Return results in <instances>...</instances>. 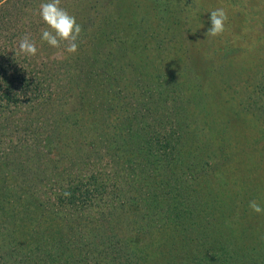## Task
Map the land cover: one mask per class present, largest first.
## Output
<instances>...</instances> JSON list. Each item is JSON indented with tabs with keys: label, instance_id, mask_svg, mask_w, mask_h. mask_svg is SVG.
Returning <instances> with one entry per match:
<instances>
[{
	"label": "rangeland",
	"instance_id": "374dc122",
	"mask_svg": "<svg viewBox=\"0 0 264 264\" xmlns=\"http://www.w3.org/2000/svg\"><path fill=\"white\" fill-rule=\"evenodd\" d=\"M43 2L46 0L0 3L2 52L6 47V53L15 51L14 56L29 61L28 56L16 53L25 34L32 37L39 25L48 27L38 15ZM61 6L82 26L81 37L95 43L94 50L91 46L82 50L79 57L86 59L75 65L76 71H86L85 80L95 87L91 103L83 106L94 108L93 118L99 116L94 136L85 130L89 128L81 129L84 121L65 134L56 119H51L49 112L67 107L66 100L44 111L42 106L35 108L39 102L31 95L30 103L20 105L23 115L0 122V158L5 163L0 169L7 172L6 186L0 183V196L3 188H12L9 194L17 199L13 194L18 196L31 187L22 200L36 201L44 190H64L73 182H83V173L73 160L83 158L85 151L93 156L90 150L97 142L102 151L108 139L116 146L108 171L112 180L104 181L110 184L108 194L96 203L103 209L113 206L101 222H109L105 224L109 225L107 235L117 247L129 251L144 240V251L156 246L151 264H163L169 253L164 237L181 227L163 228L169 221L166 211H172L173 203L181 206L184 200L196 208L200 218H193L195 214L188 221L194 222L195 234L204 232L202 218L203 223L215 222L225 227L227 237L238 239L244 264H264L252 250L264 241V214L248 207L253 199L264 205V0H61ZM218 7L227 12L225 31L207 37L210 11ZM13 10L16 15L12 18ZM5 30L9 31L7 39ZM42 44L36 43L39 69L44 68L47 52L53 57L58 51ZM106 85L117 86L116 97L111 99L116 109L107 106ZM137 103L142 112L135 115ZM12 111L17 114V109ZM26 111L29 116L23 123ZM155 114L161 118L156 128L151 124ZM145 140L155 148L140 166L128 153ZM55 144L63 148L51 156L47 149ZM119 197L135 204L137 213L128 209V203L121 205ZM58 200L57 194L40 201H48V209L63 216L66 209L55 210ZM123 206L124 211L116 210ZM11 207H15L14 200ZM174 211L173 216L178 212ZM76 212L83 216L82 211ZM9 213H13L11 217H0V264H50L47 243H39V230L35 234V224L27 222L32 219L23 218L18 209ZM85 221L83 217L81 222ZM72 226L66 230L59 224L64 232L51 245L59 246L64 235L87 238L82 230L96 233L94 225ZM197 252L195 247L192 253Z\"/></svg>",
	"mask_w": 264,
	"mask_h": 264
},
{
	"label": "trees",
	"instance_id": "16d2710c",
	"mask_svg": "<svg viewBox=\"0 0 264 264\" xmlns=\"http://www.w3.org/2000/svg\"><path fill=\"white\" fill-rule=\"evenodd\" d=\"M2 1L4 0H0V3ZM15 15L16 12L13 10L12 18ZM7 21L9 24H11L10 19ZM39 26L40 27H37V33H35L34 36L32 35L31 38L35 40L37 44L42 42V45L45 46V48H49L47 47V42H43L41 37V29L45 26ZM4 32L6 33L7 39V34H9V31L5 30ZM89 39L80 37L78 41V52L74 55L65 53L64 56L58 59H53L51 51L47 52L43 59V69H39L38 66L36 67L37 63L40 66V61L36 58V56L29 57L28 60L30 62L24 59L21 60L17 56H14L15 51L12 52L11 55L5 52L6 47H3L4 52H2L1 47L0 122H8L13 118L23 115L24 113L20 111L22 110L20 105L30 103L29 98L31 99V95H34L32 100L39 102L35 108L42 106L45 109L44 111H47L49 107H54L56 102L59 100H66L65 106L67 107H63L57 111L52 110L49 112L51 119L53 118V121L56 119V122L60 125L61 129L64 128L63 133L66 132L65 134H68L69 131H71V127L78 129L80 122L84 121L86 124L83 125L81 129L84 127L89 128L85 130H88V132L90 131L91 136H94L92 134V130L95 127V119L98 120L99 116L93 118L94 108L91 110H86L83 108V106H88L91 103L90 97H93L91 95H95V87L92 85V83L87 82V79L85 80L86 71L80 73V66V72L76 71L75 66L78 65L77 63L83 62L81 59H86H84V57L80 59L79 57V55L82 54V50L84 51L86 46H91L92 48L90 50H94L95 43L93 40ZM67 65H69V71H65ZM63 66H66V68H62ZM79 81L83 82L85 85H80ZM105 88L107 89V91H104L106 94L105 97L108 100L107 106L112 105L111 108L116 109V107L113 105V100L111 99L112 97H114V99L116 97L117 86L106 85ZM140 105V103H137L136 108L138 107V111L135 112V115L142 112ZM31 108L32 107H29L28 109ZM12 109H17V114H15ZM28 112L29 111H26L25 113L26 118L23 120V123H25L24 121L26 119L28 120ZM105 119L108 120L107 117H105ZM91 120L93 123H91ZM107 120H105L104 123H106ZM139 122L141 124L142 121ZM143 123L145 122L143 121ZM159 123H161V118H158V114H155L151 124L154 128H156ZM89 124L91 125L89 126ZM20 126L21 125H19L18 129ZM141 130L142 128L140 127V131ZM87 139L88 138L84 140L87 141ZM93 146L94 148L90 150L92 151L93 156L87 155L85 151L82 153L84 156L83 158L80 156V159L77 158L75 159L76 161L73 160L72 162H76L73 165H76L80 172L83 173V182H73L70 187L66 189L64 188V190L63 188L61 189L59 187V189H57L55 186H53L55 189H52V191L44 190L43 193L40 194L42 196L40 200L43 199V196H53L58 194L59 200L56 204L58 207H56L55 210H61L62 212L64 209H66L65 215H59L60 211L59 214H56V212L54 213L52 210L50 211L48 209V201H40L38 199L36 201L22 200V198L27 197L28 190L31 189L30 187L22 191V193H20L18 196L13 194V197L17 199H12L11 194H9L12 188H5L7 189L6 191H3V188L2 196H0V217L5 216V214L6 216L11 217L13 213L9 212L18 209L23 212V218L32 219L27 222L35 224V234L39 230V233L37 234L39 235V243H47V261L50 264H126V262L128 264L153 263L156 257V246H151L149 249H147V251H144L143 244L145 242L144 240H141L135 246L129 247V251H126L121 249V244L120 247H117L116 243H113V241L108 238L106 228H109V225L105 224H109V222L105 221V223H103L101 221L105 214L106 216L110 215L111 211H113V206L110 205L109 208L103 209L104 207L96 203V201L100 197L108 194L107 189L108 185L110 184L105 183L104 181H106L107 178L112 180V178L109 177L110 174L108 171L110 162H112L115 157L113 152L116 150V146L113 144V142H109L108 139H106L104 147H102V151L99 150L100 147L98 142L94 143ZM59 148L63 147L55 144V147H49L47 150L49 151L50 155L52 154L51 156H56L60 153ZM154 148L155 147H153V145H148L147 141L145 140L144 144L143 142L141 144H136L134 149H132L128 155H131L136 164L141 166V164H145L144 160H146L148 155H153ZM87 150H89V148ZM2 160L3 158H0V164H3ZM122 160L123 158L120 157V162ZM124 160H126V158ZM3 166H5V163ZM0 174L3 176L2 177L0 175V183H3L5 187L7 172L0 169ZM59 182L60 181L58 180V183ZM59 192H61V194ZM65 192H69L71 195L65 196ZM118 199V202H121V205L128 203L125 202L126 200H124V197H119ZM12 200H14L15 203V207L13 208L11 207ZM193 205L195 206V204ZM133 207H135V204L129 202L128 209L136 214L137 210H134ZM171 207L172 211H166V213L169 214V221L163 225L165 226L163 228L171 229V226L181 227L180 230L176 227L177 229L170 231L164 237L167 239L163 240L164 246L171 255L169 253L166 255V257L163 259V262L165 260L166 261L163 264H176L177 260H181L179 262L180 264H244L242 257L239 255L240 244L236 243L238 239L232 240L227 237L225 235V227H219V225L215 224V222H209L208 220L207 223H203L202 218L200 226H205V229L201 236H199L192 231L194 222L188 223L190 217L192 218V215L196 214V208L189 205L184 200L181 206H179V204L173 203L171 204ZM125 208L126 207L123 206L122 209L116 210L124 211ZM70 210L75 212L72 213ZM174 210L178 211L175 216L172 214L175 212ZM76 211H82L83 216L78 215ZM32 213L35 214L36 219L33 218ZM39 214L42 215V220L44 222L40 219ZM58 216H65V219H60ZM83 217L86 220L85 222H81ZM194 217L199 218L197 214L193 216V218ZM59 224L65 227L64 229L66 230L73 224L75 225H73L72 228H75L76 225L79 227L84 225H90L92 227L94 225L96 233L93 235L92 233H89L90 231L82 230L84 234H87V238L70 239L64 235L62 237L65 238L64 242L60 243L59 246L51 245L53 242L52 240L59 236L60 231H63L59 229ZM101 224V228H105L104 234L102 229L99 228ZM234 224H236V221ZM159 226L160 225H157V227ZM152 231L155 234L160 233L157 229H153ZM102 235L106 237L105 240L102 239L103 237L100 238ZM246 242L251 243L253 241L247 240ZM237 245L239 246L237 247ZM195 247L198 248V252L196 254L192 253L195 250ZM262 249H264V241L260 244L258 243L253 245L252 247V250L255 251L258 256H260V260L264 261V251ZM130 251L131 253L128 255Z\"/></svg>",
	"mask_w": 264,
	"mask_h": 264
},
{
	"label": "clouds",
	"instance_id": "9594fccd",
	"mask_svg": "<svg viewBox=\"0 0 264 264\" xmlns=\"http://www.w3.org/2000/svg\"><path fill=\"white\" fill-rule=\"evenodd\" d=\"M38 15L48 26L46 29H42V40L47 42L50 47L58 50L53 59H58L64 56L65 53L74 55L78 52V41L82 35V26L77 22L74 15L61 6V0H46V2L41 3ZM227 19V12L223 7L210 11L211 27L208 29L206 36L216 37L221 35L225 31ZM37 52L36 41L25 34L19 41L16 54L35 57ZM64 195L70 196L71 193L65 192ZM248 207L258 215L264 214V205L256 199L249 201Z\"/></svg>",
	"mask_w": 264,
	"mask_h": 264
}]
</instances>
